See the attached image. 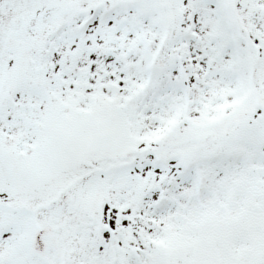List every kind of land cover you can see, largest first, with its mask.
<instances>
[{
    "label": "snow or ice",
    "instance_id": "1",
    "mask_svg": "<svg viewBox=\"0 0 264 264\" xmlns=\"http://www.w3.org/2000/svg\"><path fill=\"white\" fill-rule=\"evenodd\" d=\"M0 264H264V0H0Z\"/></svg>",
    "mask_w": 264,
    "mask_h": 264
}]
</instances>
